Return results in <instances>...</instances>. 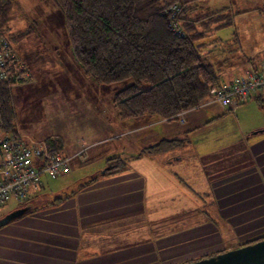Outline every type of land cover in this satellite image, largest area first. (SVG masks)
<instances>
[{
    "label": "crops",
    "instance_id": "obj_1",
    "mask_svg": "<svg viewBox=\"0 0 264 264\" xmlns=\"http://www.w3.org/2000/svg\"><path fill=\"white\" fill-rule=\"evenodd\" d=\"M234 2L200 0L190 13L229 16L228 22L218 18L209 25L203 49L219 69L220 87L264 61V27L242 23L243 15L264 19V5L242 10V0ZM255 34L259 45L248 51L246 41ZM253 99L264 106V92L257 90L236 112L205 101L172 119L144 116L145 132L135 138L142 147L128 156L127 169L104 173L107 166L100 167L76 187L50 195L44 187L20 204L27 211L0 227V264H181L263 233L264 122L248 126L238 118ZM107 121L100 116L98 124L67 143L61 126L43 135L58 138L59 153L74 155L88 144L99 154V144L115 129ZM217 124L222 131L215 134ZM16 133L25 140L34 134ZM162 140L164 149L144 150ZM86 155L73 161L83 168L92 157Z\"/></svg>",
    "mask_w": 264,
    "mask_h": 264
},
{
    "label": "trees",
    "instance_id": "obj_2",
    "mask_svg": "<svg viewBox=\"0 0 264 264\" xmlns=\"http://www.w3.org/2000/svg\"><path fill=\"white\" fill-rule=\"evenodd\" d=\"M45 1V0H42ZM63 13L73 57L83 71L97 84L129 81L114 96L119 118L141 119L158 116L172 119L179 113L200 106L210 97L212 88L221 86L219 69L203 54L206 38L216 19L229 16L221 11L205 15L190 14L192 4L200 0H51ZM15 0H0V30L17 53L12 39L31 34V27L14 34ZM201 25L203 30H198ZM9 82H0V126L16 134L14 97ZM245 100V99H244ZM243 100V101H244ZM58 138H48L47 146L57 150ZM162 140L145 151L165 148ZM56 148V149H55ZM118 165L104 173L127 169L122 157ZM95 176L91 178L94 180ZM58 199H61L58 197ZM264 239V233L239 246ZM228 249L207 253L186 264L211 257Z\"/></svg>",
    "mask_w": 264,
    "mask_h": 264
},
{
    "label": "rangeland",
    "instance_id": "obj_3",
    "mask_svg": "<svg viewBox=\"0 0 264 264\" xmlns=\"http://www.w3.org/2000/svg\"><path fill=\"white\" fill-rule=\"evenodd\" d=\"M223 1L234 2V0H221V2ZM256 5L263 6L264 0H242V10ZM14 13L15 18L11 22V31L14 34L26 30L28 26L32 29L31 34L24 38H13L12 41L31 68L33 76V80L27 83L10 86L15 99V131L18 129L22 133L33 131V135L25 134L27 135L25 137H32V140L41 137L43 139L40 141H46L48 137H45L43 133H50L61 126L60 133L67 143L76 133L93 128L102 116L114 126L113 131L116 132V136H114V132H111L110 138L99 144V154H93L94 150L88 149V144H85L88 146L81 145V149H85L87 152L86 156L90 154L92 156L83 168L72 161V170L65 176L54 177L52 174L44 172L42 175L46 189H43L44 193L49 195L63 193L67 191L65 189L67 186L69 188L76 187L81 182V178L86 175L90 176L91 173H97L98 169H101L100 167L118 165V159H111V157L130 160L128 156L133 155L135 150L142 147L140 144L142 140L135 138L145 132L141 128L143 119L119 118L115 113L116 108L113 102L116 92L127 85L129 81L97 84L83 73L72 54L64 15L51 0H15ZM242 18L243 25H259L261 29L264 27V19H260V15H243ZM261 34L264 33L261 32ZM259 40L257 34L253 35V38L246 41V44L244 42L246 50L250 51L251 48L258 46ZM250 101L251 105L245 106L240 113L237 112L238 115L240 114L238 118L246 120L248 126L261 125L264 122V106H259L255 99ZM236 110L237 108H232V111L236 112ZM235 115L237 114H234L233 118H236ZM154 118L159 119L158 116ZM116 119L120 122L119 125L114 123ZM111 120L112 122H110ZM161 127H163L162 124L154 129L159 130ZM221 127L217 124L215 134L222 131ZM105 133L104 130V135ZM132 137L134 138L132 139ZM53 152L59 153V149L53 150ZM20 206L23 205H20V202L15 198L10 199L7 205L0 209V217L6 216ZM166 209L170 213L172 206ZM168 227L173 228L174 224H168L166 228ZM246 240H242V242ZM242 242L225 249L240 247Z\"/></svg>",
    "mask_w": 264,
    "mask_h": 264
},
{
    "label": "built area",
    "instance_id": "obj_4",
    "mask_svg": "<svg viewBox=\"0 0 264 264\" xmlns=\"http://www.w3.org/2000/svg\"><path fill=\"white\" fill-rule=\"evenodd\" d=\"M33 80V76L18 57L12 42L0 30V82L19 85ZM264 92V61L258 68L249 69L244 76L229 84L212 88L207 101L219 102L233 109L255 91ZM1 122V118H0ZM55 153L45 141L25 140L0 126V209L15 198L20 204L44 189V172L54 177L71 172L74 157L83 155ZM36 160V161H35Z\"/></svg>",
    "mask_w": 264,
    "mask_h": 264
},
{
    "label": "water",
    "instance_id": "obj_5",
    "mask_svg": "<svg viewBox=\"0 0 264 264\" xmlns=\"http://www.w3.org/2000/svg\"><path fill=\"white\" fill-rule=\"evenodd\" d=\"M261 131H264V128ZM26 211V207H20L0 218V227ZM186 264H264V239Z\"/></svg>",
    "mask_w": 264,
    "mask_h": 264
}]
</instances>
